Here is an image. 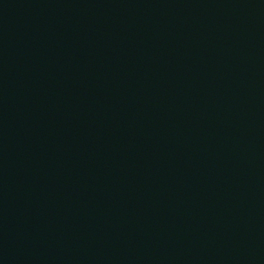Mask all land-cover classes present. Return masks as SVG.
Returning a JSON list of instances; mask_svg holds the SVG:
<instances>
[{"label": "water", "instance_id": "1", "mask_svg": "<svg viewBox=\"0 0 264 264\" xmlns=\"http://www.w3.org/2000/svg\"><path fill=\"white\" fill-rule=\"evenodd\" d=\"M0 264H264V0H0Z\"/></svg>", "mask_w": 264, "mask_h": 264}]
</instances>
